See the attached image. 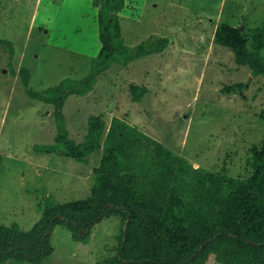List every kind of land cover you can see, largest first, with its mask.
<instances>
[{"label":"rangeland","instance_id":"obj_1","mask_svg":"<svg viewBox=\"0 0 264 264\" xmlns=\"http://www.w3.org/2000/svg\"><path fill=\"white\" fill-rule=\"evenodd\" d=\"M263 16L264 0H126L119 14L126 44L155 35L166 37L164 48L111 65L87 94H71L58 108L28 90L87 73L101 45L93 0H0V224L16 221L28 230L49 199L91 194L101 149L79 161L35 148L54 143L58 110L76 142L90 115L101 116L107 130L117 116L200 168L247 176L246 161L264 136V77L214 36L227 22L251 40ZM259 52L264 56V46ZM131 85L141 88L139 100ZM120 229L112 214L81 242L57 224L50 234L54 251L43 264H119Z\"/></svg>","mask_w":264,"mask_h":264},{"label":"trees","instance_id":"obj_2","mask_svg":"<svg viewBox=\"0 0 264 264\" xmlns=\"http://www.w3.org/2000/svg\"><path fill=\"white\" fill-rule=\"evenodd\" d=\"M97 8L100 48L82 76H65L42 90H28L33 99L60 108L71 95H85L98 76L113 64L162 50L166 37L151 36L135 47L126 44L119 14L126 0H93ZM227 22L217 25L214 39L231 48L237 62L248 63L264 77V16L252 30ZM139 100L142 90L131 85ZM264 120V109L260 113ZM54 143L36 144L40 151L64 152L85 161L101 149L91 194L57 203L48 200L43 215L24 230L15 221L0 224V264L28 261L43 264L53 253L50 234L66 226L76 241L88 242L92 226L115 214L121 219L118 253L127 264H264V136L246 161L245 177L214 173L190 163L137 125L113 117L108 130L96 114L88 118L84 139L69 138L64 115H55ZM2 156L0 154V166Z\"/></svg>","mask_w":264,"mask_h":264},{"label":"water","instance_id":"obj_3","mask_svg":"<svg viewBox=\"0 0 264 264\" xmlns=\"http://www.w3.org/2000/svg\"><path fill=\"white\" fill-rule=\"evenodd\" d=\"M62 153H64V152L62 151Z\"/></svg>","mask_w":264,"mask_h":264}]
</instances>
